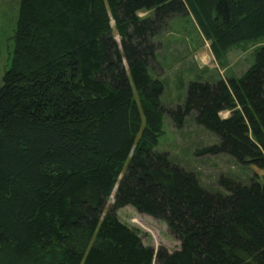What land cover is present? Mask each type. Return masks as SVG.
Listing matches in <instances>:
<instances>
[{
  "label": "trees",
  "instance_id": "1",
  "mask_svg": "<svg viewBox=\"0 0 264 264\" xmlns=\"http://www.w3.org/2000/svg\"><path fill=\"white\" fill-rule=\"evenodd\" d=\"M188 13L218 59L264 35V0H20L0 87V264H264V45L241 77L190 81L169 110L219 138L201 153L261 174L222 176L228 193L213 192L154 149V39ZM127 205L164 220L180 248L146 245L116 213Z\"/></svg>",
  "mask_w": 264,
  "mask_h": 264
},
{
  "label": "rangeland",
  "instance_id": "2",
  "mask_svg": "<svg viewBox=\"0 0 264 264\" xmlns=\"http://www.w3.org/2000/svg\"><path fill=\"white\" fill-rule=\"evenodd\" d=\"M19 7L20 0H0V87L14 57V33ZM153 14V10L139 12L142 17ZM116 39L120 41L117 34ZM154 40L158 48L156 58L150 62V72L165 85L161 96L164 107L163 133L154 149L167 152L172 162L196 172L201 184L210 191L228 193L220 182L222 176L249 183L255 174L262 173L260 169L255 165H242L228 154L201 153L203 148L219 143V138L195 121L194 112L186 117L182 126H176L169 110L183 103L190 81L241 77L254 63L257 49L264 45V35L234 44L224 58L218 59L196 19L188 13L170 17ZM229 113L223 111L221 115L226 117ZM115 192L116 189L109 198L106 211L114 201ZM116 213L123 222L141 234L146 245L156 251L161 246L169 251L180 248L181 242L164 220L140 213L131 205L117 209Z\"/></svg>",
  "mask_w": 264,
  "mask_h": 264
}]
</instances>
